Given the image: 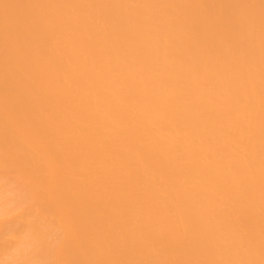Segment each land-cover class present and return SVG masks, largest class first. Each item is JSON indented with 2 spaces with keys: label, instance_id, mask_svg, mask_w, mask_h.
<instances>
[{
  "label": "bare ground",
  "instance_id": "obj_1",
  "mask_svg": "<svg viewBox=\"0 0 264 264\" xmlns=\"http://www.w3.org/2000/svg\"><path fill=\"white\" fill-rule=\"evenodd\" d=\"M0 264H264V0H0Z\"/></svg>",
  "mask_w": 264,
  "mask_h": 264
}]
</instances>
